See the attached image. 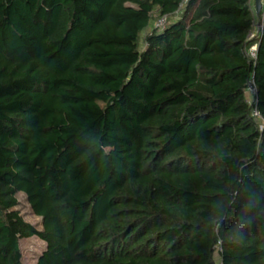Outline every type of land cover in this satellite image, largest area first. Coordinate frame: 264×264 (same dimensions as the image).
I'll return each instance as SVG.
<instances>
[{"label": "trees", "instance_id": "obj_1", "mask_svg": "<svg viewBox=\"0 0 264 264\" xmlns=\"http://www.w3.org/2000/svg\"><path fill=\"white\" fill-rule=\"evenodd\" d=\"M182 1L0 0V264H264V9Z\"/></svg>", "mask_w": 264, "mask_h": 264}, {"label": "rangeland", "instance_id": "obj_2", "mask_svg": "<svg viewBox=\"0 0 264 264\" xmlns=\"http://www.w3.org/2000/svg\"><path fill=\"white\" fill-rule=\"evenodd\" d=\"M254 0H253V9L254 7ZM262 7L264 9V0H262ZM158 19V18H157ZM154 18L150 24V26L142 33L141 38V49L144 47V39L146 35L154 28V22L157 20ZM258 22V18L256 20V24ZM19 199V204L17 208L21 211L24 218L29 221L30 223L34 224L37 228H42V218L37 216L30 207V204L27 200V196L20 192L17 194ZM21 250H22V257L24 264H36L39 256L43 253L46 247V243L40 239L38 236H32L29 238L21 239L20 241Z\"/></svg>", "mask_w": 264, "mask_h": 264}, {"label": "built area", "instance_id": "obj_3", "mask_svg": "<svg viewBox=\"0 0 264 264\" xmlns=\"http://www.w3.org/2000/svg\"><path fill=\"white\" fill-rule=\"evenodd\" d=\"M187 1L188 0H183L182 3L180 4L179 9L173 15L164 16V17L158 18L156 20V22H154V28L162 30V29L166 28L173 20H175L176 18H179L182 15L183 11H184V8H185V5H186ZM261 27H262V23H260V20H258V22L255 25V28H254V30H253V32L251 34L252 38L258 37V35L260 33V30H261ZM256 50H257V44H254L253 46H251L250 54L254 58L256 56ZM256 90L257 89L255 87V84L253 83L252 86H250L247 89V92H246L247 100L253 106H254V102H255L254 95L256 93ZM252 115L259 122L260 127L263 128V123H264L263 117H262L260 111L257 109V107H253ZM216 255H217L216 264H222L221 259L219 257V249H217Z\"/></svg>", "mask_w": 264, "mask_h": 264}, {"label": "water", "instance_id": "obj_4", "mask_svg": "<svg viewBox=\"0 0 264 264\" xmlns=\"http://www.w3.org/2000/svg\"><path fill=\"white\" fill-rule=\"evenodd\" d=\"M255 7L257 13H260V11L262 10V0H255Z\"/></svg>", "mask_w": 264, "mask_h": 264}, {"label": "crops", "instance_id": "obj_5", "mask_svg": "<svg viewBox=\"0 0 264 264\" xmlns=\"http://www.w3.org/2000/svg\"><path fill=\"white\" fill-rule=\"evenodd\" d=\"M254 4H255V0H254ZM254 7H255V5H254ZM256 8V7H255Z\"/></svg>", "mask_w": 264, "mask_h": 264}]
</instances>
